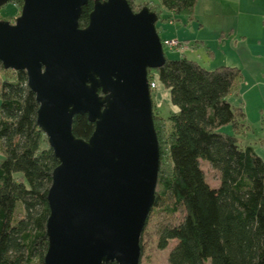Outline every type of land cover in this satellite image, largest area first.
<instances>
[{
    "label": "water",
    "instance_id": "obj_1",
    "mask_svg": "<svg viewBox=\"0 0 264 264\" xmlns=\"http://www.w3.org/2000/svg\"><path fill=\"white\" fill-rule=\"evenodd\" d=\"M21 2L0 19V63L23 70L38 103L36 124L58 165L47 191L44 264H139L140 237L153 207L159 146L148 70L166 58L158 14L128 0ZM100 92V93H99ZM76 115L94 124L72 133Z\"/></svg>",
    "mask_w": 264,
    "mask_h": 264
},
{
    "label": "trees",
    "instance_id": "obj_2",
    "mask_svg": "<svg viewBox=\"0 0 264 264\" xmlns=\"http://www.w3.org/2000/svg\"><path fill=\"white\" fill-rule=\"evenodd\" d=\"M93 2L83 7L80 27L87 25ZM128 3L133 11L142 7ZM195 3L160 0L174 16L190 18ZM0 72V264H44L46 196L58 160L36 124L38 103L25 71L0 63ZM152 79L169 91L176 111L162 117L153 110L159 169L151 209L160 207L169 217L183 212L179 220L157 227L156 248L173 243L167 264H264V160L240 143L247 130L245 115L227 100L240 70H210L181 56L148 70V82ZM93 129L86 115L74 116L75 137L88 139ZM200 160L217 172L218 186L206 181Z\"/></svg>",
    "mask_w": 264,
    "mask_h": 264
},
{
    "label": "crops",
    "instance_id": "obj_3",
    "mask_svg": "<svg viewBox=\"0 0 264 264\" xmlns=\"http://www.w3.org/2000/svg\"><path fill=\"white\" fill-rule=\"evenodd\" d=\"M133 2L154 6L158 13L166 12L160 0ZM194 15L200 36L195 37L191 45L187 42L181 50L188 52L189 48L190 53H197L201 46L205 63L198 62L201 66L210 70L218 66L240 70V79L227 100L241 108L245 115L247 130L239 137L240 143L252 147L264 160V0H196ZM186 58L197 62L196 58ZM154 93L155 99L163 98V102L169 103L170 111H176L170 105L169 91L158 82ZM251 140L254 143H250Z\"/></svg>",
    "mask_w": 264,
    "mask_h": 264
},
{
    "label": "rangeland",
    "instance_id": "obj_4",
    "mask_svg": "<svg viewBox=\"0 0 264 264\" xmlns=\"http://www.w3.org/2000/svg\"><path fill=\"white\" fill-rule=\"evenodd\" d=\"M15 7L12 2H8L0 7V18L2 20L13 22L14 18L19 15L21 6L18 4ZM194 14L192 18L186 14H180L178 16H170L168 12H160L159 19L156 22V30L158 35L162 41L165 40H176L179 43L185 46L187 42L191 45L194 42L195 37H199L197 31V24L194 23ZM187 40V41H186ZM191 42V43H190ZM188 44V45H189ZM163 47V46H162ZM203 47L199 46V49L193 48L197 51V53H190L188 48V52H185L181 49H168L167 47H163L164 55L167 59H174L177 57H181L180 52L184 53V56L188 58H196L197 62L200 64H205L200 49ZM203 51V50H202ZM197 54V55H196ZM198 56V57H197ZM153 70V69H151ZM0 76H2V72H0ZM151 81H155L152 79ZM155 92V91H154ZM155 93L151 95L152 100V110L155 113L162 117H166L170 112L169 103L163 102V98L155 99ZM161 104V105H160ZM226 132H230V127L224 128ZM43 132V131H42ZM249 142V140H247ZM256 142V141H255ZM250 143H254L252 140ZM2 159V155L0 153V160ZM200 166L205 174L206 181L211 186H218V174L214 171L205 160H200ZM183 215V212H178L175 216L169 217L168 213H166L162 208L156 207L153 210L151 209L149 216L146 220L144 226V232L142 235V243H143V253L140 258V264H167V254L170 250V247L173 243H169V245L163 249L159 250L156 248V229L159 225L167 222H174L179 220ZM205 264H210V262H206Z\"/></svg>",
    "mask_w": 264,
    "mask_h": 264
},
{
    "label": "built area",
    "instance_id": "obj_5",
    "mask_svg": "<svg viewBox=\"0 0 264 264\" xmlns=\"http://www.w3.org/2000/svg\"><path fill=\"white\" fill-rule=\"evenodd\" d=\"M15 7L16 4H13ZM183 44L179 43L178 41H174V40H165L162 41V46L163 47H167L168 49H183L184 46H182ZM149 88L150 90H155L156 89V82L155 81H150L149 82Z\"/></svg>",
    "mask_w": 264,
    "mask_h": 264
}]
</instances>
